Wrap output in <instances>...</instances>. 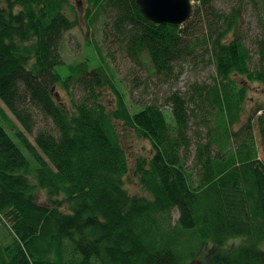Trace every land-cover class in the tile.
Listing matches in <instances>:
<instances>
[{"label":"trees","instance_id":"obj_1","mask_svg":"<svg viewBox=\"0 0 264 264\" xmlns=\"http://www.w3.org/2000/svg\"><path fill=\"white\" fill-rule=\"evenodd\" d=\"M84 1L91 23L111 14L110 31L144 55L159 83L175 82L186 61L212 65V83L169 93V115L156 99L137 107L103 58L57 71L60 39L77 23L67 0H0V220L14 236L0 245V264H264V106L242 122L247 85L264 87V13L254 64L237 34L239 9L197 0L185 23L156 25L135 0ZM74 86L83 94L64 107L57 88L71 95ZM36 112L53 129L34 132ZM116 121L150 143L133 171L141 194L125 187ZM236 235L245 246L223 251Z\"/></svg>","mask_w":264,"mask_h":264},{"label":"rangeland","instance_id":"obj_2","mask_svg":"<svg viewBox=\"0 0 264 264\" xmlns=\"http://www.w3.org/2000/svg\"><path fill=\"white\" fill-rule=\"evenodd\" d=\"M68 6L65 7V13L70 18H76L77 23L74 28L65 31L60 39L59 49L64 65L57 67V71L64 77L68 74L67 64L80 62L86 58L96 65L101 58H103L112 69L114 79L117 83V88L125 95L126 100L133 105L140 107L145 103L154 101L156 99L161 108L165 110L166 114L169 113L170 105L163 103L165 97L171 92H178L183 95L187 92L188 87L195 82L212 83L213 73H215L212 65H207L204 62L195 63L184 62L182 63V71L175 82L159 83V81L150 72L149 62L144 55L140 58L132 56L126 47L122 35H116L110 31V13L101 15L99 20L93 23L85 18L86 2L84 0H67ZM214 9L228 13L231 9H239L240 17L238 20L237 34L244 41L252 55V62L255 64L258 58L256 39L260 33L259 19L264 13V0H209ZM192 8L198 2L191 0ZM205 10V8H204ZM201 14L203 10L201 9ZM251 65V67L254 66ZM147 85V86H146ZM146 86V87H145ZM248 99L245 103L244 116L242 122L244 123L249 115L257 106H264V87L258 83L248 84ZM57 100L62 103L64 107L70 105L71 96L78 99L82 96L83 92L78 86L70 89L71 95L67 94L60 87L56 91ZM103 103L106 105L107 110L114 108L115 95L108 89H104ZM5 107V106H4ZM10 118L14 121L15 126L20 124L13 117V115L5 108ZM36 126L34 132L40 128H52V122L45 120L38 112L35 116ZM117 131L120 136V141L126 150L130 171L125 177V187L129 193H143L140 188L138 179L135 175L134 166L135 160L139 156H147L150 153V143L148 140L140 137L133 130L128 128L124 129L122 125L116 121ZM200 128L198 124L193 123L189 134L191 137L194 135L196 128ZM240 125L235 124L232 127L233 131H237ZM205 134L204 129H197ZM254 134L258 138L257 128L254 127ZM28 139L34 144L33 135H28ZM260 147V145H259ZM194 146L192 145V150ZM23 151L28 155L26 150L22 147ZM262 156V153H261ZM191 166V160L188 162ZM32 179V178H31ZM33 180V179H32ZM45 192L38 189L35 193L37 201L46 202ZM174 217L177 218V212H174ZM10 226L3 220H0V245L10 244L13 239L12 230Z\"/></svg>","mask_w":264,"mask_h":264},{"label":"water","instance_id":"obj_3","mask_svg":"<svg viewBox=\"0 0 264 264\" xmlns=\"http://www.w3.org/2000/svg\"><path fill=\"white\" fill-rule=\"evenodd\" d=\"M142 16L150 23H185L191 16V0H135Z\"/></svg>","mask_w":264,"mask_h":264},{"label":"clouds","instance_id":"obj_4","mask_svg":"<svg viewBox=\"0 0 264 264\" xmlns=\"http://www.w3.org/2000/svg\"><path fill=\"white\" fill-rule=\"evenodd\" d=\"M245 240L246 238L244 236L236 235V236H230L225 239L223 244V251L227 252L232 249H238L242 246H245ZM207 245L209 248L214 247V242L209 239L207 241Z\"/></svg>","mask_w":264,"mask_h":264},{"label":"bare ground","instance_id":"obj_5","mask_svg":"<svg viewBox=\"0 0 264 264\" xmlns=\"http://www.w3.org/2000/svg\"><path fill=\"white\" fill-rule=\"evenodd\" d=\"M189 20V19H188Z\"/></svg>","mask_w":264,"mask_h":264}]
</instances>
